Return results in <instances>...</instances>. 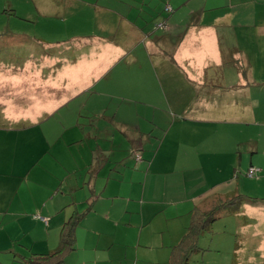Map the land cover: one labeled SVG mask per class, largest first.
<instances>
[{"label": "crops", "instance_id": "1", "mask_svg": "<svg viewBox=\"0 0 264 264\" xmlns=\"http://www.w3.org/2000/svg\"><path fill=\"white\" fill-rule=\"evenodd\" d=\"M143 1L146 8L119 6L126 5L121 0H58L57 3L65 2L66 6L80 4L87 8L77 12L41 8L39 15L57 16L59 21L72 26L80 21L89 35L53 41L38 37L36 47L56 50L55 53L38 54L30 44L24 43L18 47L28 50L0 59V79H31L34 88L44 84L48 88L47 99H50L49 104L30 103L19 95L1 94L2 110L14 113L4 119L9 124L0 127V264H26L22 261L24 256L54 249L61 225L74 209L86 207L84 198L94 195L88 215L99 211L98 205L104 204L106 196L102 185L104 177L98 175L106 165L111 167L105 186L120 183L121 168L137 172L141 198L150 184V170L166 179L171 172L167 168L171 167L182 170L178 177L179 188L184 189V197H196L198 205L207 198L232 190L257 197L253 203L264 200V130H255L264 126V55L253 57L254 52H249L239 42L232 46L218 42L216 26L229 24L232 13L206 12L210 8L195 7V0ZM165 2L172 6V12L164 11ZM151 20L156 24L164 21L166 28L155 27ZM261 27L264 29V25ZM84 47L99 52V57L85 67L75 66L74 53L68 58L59 57L61 53L84 50ZM8 48L3 46L1 53ZM172 49L187 64L188 70L180 67L181 62L174 61V55L169 52ZM258 59L257 70H253ZM145 60L146 66L143 65ZM245 60L250 64L248 76L253 85H246L237 70ZM13 63H22V66L13 69ZM228 65L234 67L235 72H226ZM62 67V73L55 77ZM73 71L82 72L88 81H92L93 71L98 79L86 88L96 92V85L103 81L108 95L124 99L136 98L138 92L145 91L144 102L141 101L145 107H137L134 112H150L148 122L155 120L159 126L162 139L152 156L146 160L142 156L130 167L129 160L124 162L125 157L113 153V146L107 152H100L103 149L98 142L100 129L95 121L98 114L89 108L84 110L85 104L80 106L74 102ZM145 71L149 80L156 81L158 92L136 87ZM121 72L130 79L128 86L121 79ZM63 82L67 83L65 88ZM26 111H31L28 118ZM103 119L114 120L110 115H103ZM119 122L116 123L120 128L127 126L126 122ZM90 126L95 130V147L90 131L85 130ZM152 127L155 126L152 124ZM131 130L134 137L147 134L139 122ZM232 136L236 137L229 139ZM74 149L75 158L86 168L80 177L73 171ZM186 165L201 169L207 180L195 190L187 189ZM250 166L259 168L254 176L246 174ZM25 178L32 182L27 196ZM166 184H162V189ZM88 186L91 193L86 195ZM99 189L102 193H98ZM130 198L137 201L139 195ZM25 205L34 211L32 218L38 219L40 224L35 232L28 233L29 241H26L25 219L31 218L23 209ZM100 230L104 229L98 232ZM114 230L117 231V227ZM74 244L75 249L66 262L79 247ZM97 245L98 242L95 251Z\"/></svg>", "mask_w": 264, "mask_h": 264}, {"label": "rangeland", "instance_id": "2", "mask_svg": "<svg viewBox=\"0 0 264 264\" xmlns=\"http://www.w3.org/2000/svg\"><path fill=\"white\" fill-rule=\"evenodd\" d=\"M57 1L0 0V59L4 55H16L19 50H28L18 47L24 43L30 44L31 49L34 48L38 54H44L45 51L55 53L56 50L36 47V38L38 37L53 41L66 39L74 35H89V30L81 26L80 21L72 26L59 21L57 16L39 15L41 8L52 11L70 9L76 12L87 8L80 4L74 7L66 6L65 2L57 3ZM121 1L125 2L126 5L119 4V6L131 5L146 8L147 5L143 0ZM195 1V7L210 8L206 12L213 14L232 13V17L229 16V24L216 26L220 44L232 46L239 42L241 45L246 46L249 52H254V54H251L253 57L256 54L264 55V29L261 27L264 25V0ZM161 6L158 7L161 9ZM148 7H153V5ZM151 23H153L152 25L156 24L153 20H151ZM223 31H226V33H223ZM5 45L9 48L1 53ZM82 49L84 50L74 49V51L61 53L59 57L68 58L74 53L77 61L75 66L80 67L87 66L89 61L99 57L97 50H85L86 47ZM169 52L174 55L175 62H181L179 65L182 69L188 70L187 64L177 55L174 49ZM101 58L104 57L99 59ZM143 65H147L146 60ZM258 65L259 59L253 70H257ZM1 66L2 63L0 62ZM17 66H22V63L12 64L13 69H16ZM234 69V67L228 65L224 70L235 72L236 69ZM62 71L63 67L54 76L57 77ZM137 71H139L138 68ZM72 74L74 102L80 106L85 104L86 108L84 110L89 108L91 112L98 114L95 121L97 123L96 127L100 129L98 142L103 148L100 149V152H107L113 146V153L125 157L124 162L129 160L128 165L130 167H133V164L138 161L135 160L136 156L141 155L144 160L148 156H152L158 148L160 139H162L159 126L155 120L151 123L148 122V118L152 116L150 112H134L137 107H145L144 103H141L144 100L145 91L138 92L136 98L124 99L116 95H108L105 81L96 85L98 92L86 88L89 85H94V82L98 79L93 71L92 81H88L82 72L73 71ZM148 76L145 71L144 77L136 84V87L138 90H146V92H158L156 81L149 80ZM120 77L125 80L128 86L130 82L128 76L121 72ZM29 80L0 79V127L9 124L4 119L14 113L2 110L1 94H5L6 97L10 94H14L13 97L19 95L21 99H29L30 103H50V99H47L49 96L46 93L47 86L41 84V86L34 88L33 80ZM66 85V82L62 83L63 88ZM30 112L26 111L28 114L26 118L31 116ZM84 112L86 113V111ZM103 115H110L114 120L104 121ZM115 121H124L127 126L120 128ZM137 122L140 123L142 131L147 133L146 136H133L131 128ZM152 124L155 127H152ZM4 128L22 129V127ZM85 130L90 131L92 135L91 142L94 146L96 142L95 130L91 126L86 127ZM255 130L263 131L264 126H258ZM235 137L232 136L229 139ZM75 154L76 149H74V155H71L73 171H75V175L80 177L85 174L86 168H84L82 161L75 158ZM58 155H61V153H58ZM164 157L167 161L170 160L167 154ZM139 164L141 163L139 162ZM110 167L111 165H106L103 173L98 175L99 178L104 177L102 185L105 189L106 200L104 204L98 205L99 211L91 212L90 215L86 214L77 224L75 243L79 247L71 254L70 259L65 264H77L78 262H82V264H168L171 246L180 240L185 228L190 223L192 209L198 201L194 196H183L185 191L179 188L178 185V177L182 170H173L168 167L167 169L171 172L166 179H163L162 176L157 175L155 170L151 169L148 179L150 184L145 189L143 198H141V183H136L139 179L138 173L133 172L130 168H121L120 183L114 185L108 183L105 186L108 179L107 172ZM185 175L189 182L188 190H195L204 180L201 169L191 166L186 165ZM24 182L27 196L29 192L27 190L32 188V182L27 178L24 179ZM163 183H167L164 189L161 187ZM87 188L88 193L86 194L89 195L91 188L89 186ZM98 193H102V190L99 189ZM136 194L139 195L138 200H130V196ZM210 201H212L210 198L203 200L199 205L197 204L198 208L207 210L213 204ZM240 207L241 209L237 214L225 213L212 222L210 230L205 231L199 237L198 244L202 250L192 254L188 264H264V200L257 203L245 201L241 203ZM9 208H11V202ZM23 209L31 218L25 219L26 241H29L28 233L35 232L40 224L37 223L38 219L32 218L34 211L29 210V206L25 205ZM100 213L111 214L117 218H107ZM114 227H117V231L114 230ZM98 229L104 230L98 232ZM41 231L44 232V227ZM97 242L98 245L95 251ZM236 243H238L237 249H235ZM82 252L85 253L86 258ZM25 254H29L26 249ZM91 258H95L96 261L91 260Z\"/></svg>", "mask_w": 264, "mask_h": 264}, {"label": "trees", "instance_id": "3", "mask_svg": "<svg viewBox=\"0 0 264 264\" xmlns=\"http://www.w3.org/2000/svg\"><path fill=\"white\" fill-rule=\"evenodd\" d=\"M160 27V26H155ZM162 28V27H161ZM240 62L237 67L238 72L243 77L246 85H253L248 76L250 70L249 62ZM142 156L138 155L135 160H141ZM88 195V194H86ZM213 203L207 210H202L195 205L192 209L191 220L185 228L180 240L171 246L168 264H188L192 254L199 252L202 248L199 246V237L207 230H210L212 222L222 214H237L242 202L257 201L254 196L245 195L237 190L229 193L214 196ZM262 199V198H260ZM87 202L86 207L74 209L72 215L61 225L59 231V240L56 247L46 253H33L24 256L22 261L26 264H64L67 257L75 249V229L77 224L85 217L92 208L94 195L84 198ZM209 202V203H210ZM79 207V206H78ZM238 243L235 245L237 249Z\"/></svg>", "mask_w": 264, "mask_h": 264}, {"label": "clouds", "instance_id": "4", "mask_svg": "<svg viewBox=\"0 0 264 264\" xmlns=\"http://www.w3.org/2000/svg\"><path fill=\"white\" fill-rule=\"evenodd\" d=\"M166 5H169L171 9H170V10H166V9H165V6H166ZM164 11L167 12V13L172 12V6H171L169 3H165V4H164ZM159 24H162V25H160V27H162V28H166V25H165V22H164V21H161L160 23H157L156 26H159ZM251 167H255V166H250V167L248 168L247 173H246L248 176H254V175L259 171V168H258V167H255V168H258V170L255 171V172H253L251 175H249V174H248V171H249V169H250Z\"/></svg>", "mask_w": 264, "mask_h": 264}, {"label": "built area", "instance_id": "5", "mask_svg": "<svg viewBox=\"0 0 264 264\" xmlns=\"http://www.w3.org/2000/svg\"><path fill=\"white\" fill-rule=\"evenodd\" d=\"M165 9H166V10H170L171 8H170L169 5H166V6H165ZM160 25H162V24H159V26H160ZM257 170H258V168L251 167V168L249 169V171H248V174L251 175L253 172H255V171H257Z\"/></svg>", "mask_w": 264, "mask_h": 264}]
</instances>
